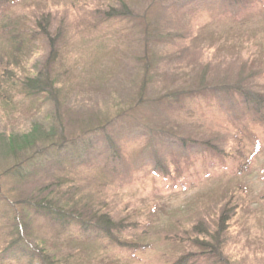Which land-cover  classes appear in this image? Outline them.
<instances>
[{
    "label": "rangeland",
    "instance_id": "rangeland-1",
    "mask_svg": "<svg viewBox=\"0 0 264 264\" xmlns=\"http://www.w3.org/2000/svg\"><path fill=\"white\" fill-rule=\"evenodd\" d=\"M153 1L12 0L0 14V134L54 129L58 137L91 145L73 166L45 163L22 182L0 177V192L11 203L0 205V252L13 239V218H22L17 201L40 198L56 176L76 187L74 195L66 185L54 188L58 205L72 197V211L83 207L128 223L119 238L142 247L131 253L30 213L22 238L36 250L44 244L61 264H173L188 254L194 264H207L197 261L200 252L188 233L199 223L213 228L224 208L235 211L222 236L223 258L264 264V125L224 94L240 83L264 97V0L182 8L173 0ZM122 4L132 15H145L146 24L105 21L104 14ZM40 20L49 40L37 27ZM51 52L56 61L49 65ZM146 55L151 64L144 80L140 59ZM46 66L53 93L26 96L21 81ZM56 91L59 100L52 103ZM173 92H182L181 103L159 101ZM107 122L121 160L110 159L105 136L94 133ZM177 138L197 144L181 152ZM153 141L166 177L152 172ZM203 143L215 151L202 152ZM9 154L0 152V176L24 157ZM245 159L248 168L240 172ZM27 253L1 264H34Z\"/></svg>",
    "mask_w": 264,
    "mask_h": 264
},
{
    "label": "trees",
    "instance_id": "trees-1",
    "mask_svg": "<svg viewBox=\"0 0 264 264\" xmlns=\"http://www.w3.org/2000/svg\"><path fill=\"white\" fill-rule=\"evenodd\" d=\"M11 1L12 0H0L1 15L4 16V13L11 9L13 4ZM225 1L229 5H235L238 3L236 2L238 0H220L221 3ZM154 2H156V0H154L153 3ZM204 2L209 3V0H173V4L176 8H182L185 5L191 6L193 4L203 5ZM113 18H123L125 20L130 18L135 19V23L138 25L146 24L145 15H132V12L125 4H122L120 9L112 8L110 11L104 14V19L107 22ZM46 26L47 25H45L44 21L40 20L37 23L38 29L41 30L43 36L48 39L50 38V33ZM147 29L148 28L146 27L144 30L146 37L148 36ZM19 43L20 42L16 43L14 51L19 50ZM54 46L55 45L50 43L52 51L53 48H55ZM13 59L15 60L16 58ZM55 61L56 57H54V53H52L51 57L48 59V64L51 65ZM140 63L143 68L141 70V72H143L142 77L145 80V78L148 76L151 64L150 58L146 55L140 59ZM48 69V66H46V70L43 71L44 74L38 73L37 76L33 78H26L21 81L20 87L26 96H37L45 94L46 92H50V94L53 93L52 90L54 88V81L52 78H50L49 73L47 72ZM4 72L8 71L4 69ZM5 75H7V73ZM182 92L166 94L162 96L159 101L163 105L165 104L167 107L172 106L175 103L179 104L181 103L182 99L179 95ZM224 94L228 95L229 99L232 98L231 100H237L240 106H244L245 108L253 111L254 116H256V120L264 125L263 96L252 93L240 83L233 85L232 88L225 89ZM50 96L53 99L52 103L58 102L59 98H57V91L56 97L53 95ZM54 98H56V100ZM139 100L141 101V96ZM109 123L110 122H107L106 124L98 127L94 130V133L98 134L100 132L105 136L104 142L108 153L110 152L108 157L110 159L115 158L117 160H121V156L119 155L120 153L117 152V148L113 144L111 137L106 133L107 125H110ZM149 133L146 134L148 138H150ZM79 140H67L63 136L58 137V134L54 129H50L48 132L41 133L39 128H34L27 135L22 136H17L15 134H0V152L8 150L10 153L9 155L13 156L14 158L24 155V157L21 158V162L9 168L8 170H5V172L0 177L16 182H22L27 180L32 170H35L37 167H42L45 163L59 161V166L63 167L65 164L68 166H73L74 162H76L78 158H82L84 156L83 154L89 150V146H91L88 144V146L84 145L85 142L80 144ZM194 144L197 143L189 142L183 138H177L175 141V148L181 152H188L191 148H193ZM150 146L154 158L152 172L155 175L159 173V175L161 174L162 177L168 176V172L161 165V160L158 157L154 141ZM200 146L202 152L210 151L213 153L215 151L214 147L208 143H203ZM248 163V160L245 159L244 163L239 165V171L242 172L247 170ZM78 165L81 164L79 163ZM55 177L56 176H54L51 182L47 184L48 186L46 185L44 187V190H47V192H42L37 195H41L40 198L34 200L31 198H21L19 201H17L18 205L21 207L20 209L22 211V218L20 216H15L13 218V239L10 241V244L0 252V264L22 258L27 252L30 254V258L35 260L34 264H61L63 262V260L57 259L55 256H53L47 250L44 244L41 245V249L37 250L29 247V245L26 244V241L22 238L21 229L24 228V223L28 222L30 213L56 224L59 226V228L64 229V231H74L83 236H90L95 242L107 241L109 244L117 248L127 250L131 253H134L136 248L137 250L142 248L138 247L139 245H136V243L125 242L119 238L118 235L125 233L127 229L131 227L130 224L123 223L122 221L115 222L108 214L94 211L92 209L86 210L82 207L81 210L72 211V208L76 205L74 201H72V197H67L64 201V205H58L54 188L66 185L67 188H71L72 192H74L76 191V187H74L73 181H65V178L62 179L61 177ZM66 182L67 184H64ZM74 194L75 192L72 193V195ZM61 195L62 197L69 196L63 192ZM5 200L8 201V198L3 196L0 192V205ZM76 202L79 203V201ZM7 203L11 204L10 201ZM69 204L72 205L71 208H69ZM234 211L235 209L229 210L226 208L220 211L219 215L217 216L216 224L213 228L201 223L198 224V227L193 226L191 228V231L188 233L187 240L191 246L197 248L200 252L199 256L201 259L197 261L204 260V262L207 264H229L222 255V236L227 230V226L232 217V212L234 213ZM191 258L192 255L190 254L180 256L173 262V264H194L196 260H191Z\"/></svg>",
    "mask_w": 264,
    "mask_h": 264
}]
</instances>
